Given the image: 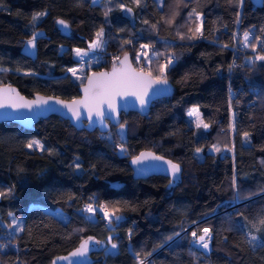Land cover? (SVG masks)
Wrapping results in <instances>:
<instances>
[{
    "label": "trees",
    "instance_id": "obj_1",
    "mask_svg": "<svg viewBox=\"0 0 264 264\" xmlns=\"http://www.w3.org/2000/svg\"><path fill=\"white\" fill-rule=\"evenodd\" d=\"M41 12L47 15L33 24ZM197 13L203 35L188 39ZM37 28L42 31L31 54L22 42ZM101 28L104 55L91 69L110 66L116 60L111 53L129 51L136 67L157 76L159 64L173 54L166 73L172 94L152 100L146 113L120 112L123 138L117 124L100 131L54 113L31 128L0 120V264H68L57 257L89 237L104 243L90 244L77 264H137L135 254L149 252V264H264V247L250 245L247 235L264 240V61L255 59L264 47H251L257 37L264 42V0H245L242 8L238 0H0V68L9 69L0 72V84H14L26 95H77L88 70L78 76L68 71L81 65L74 50ZM249 29L254 34L245 49L240 41ZM145 43L150 48L142 50ZM142 51L147 57L137 61ZM191 105L208 129H196ZM32 140L45 151L27 148ZM119 143L126 152L118 151ZM143 148L180 164L174 182L163 174L132 173L128 158ZM196 148L203 151L196 154ZM90 197L96 206L118 205L125 219L109 224L99 211L94 222L85 219L78 208ZM56 208L67 213L65 220ZM9 213L21 219L23 232L9 230ZM195 224L211 229L209 250L190 242ZM109 236L118 245L115 253L105 250Z\"/></svg>",
    "mask_w": 264,
    "mask_h": 264
},
{
    "label": "snow or ice",
    "instance_id": "obj_2",
    "mask_svg": "<svg viewBox=\"0 0 264 264\" xmlns=\"http://www.w3.org/2000/svg\"><path fill=\"white\" fill-rule=\"evenodd\" d=\"M136 4L139 5L140 0H135ZM163 2V0H162ZM245 0H238V6L243 7ZM92 3H97V0H92ZM121 8L124 7L123 4L120 5ZM111 11V8L108 9ZM131 12V9H128ZM47 15V12L37 13L32 17V22L35 24L39 21L40 17ZM105 15H108V12H105ZM199 23L196 25L195 28L189 29L191 35L188 36V39H198L203 35V17L201 14H196ZM239 22V13H237V23ZM57 23L64 28H67L68 25L64 20H58ZM148 23V21H145ZM153 28L156 27L155 24L152 25ZM41 35L40 33L33 32L31 34V38L26 41L29 50H35L36 48V40L38 36ZM104 29L101 28L99 31L95 33L94 40L89 45V50L85 51L80 48H76L75 55L79 60H84L85 57L88 56L89 51H93L95 49L103 47L104 41ZM249 38L250 33L248 31L243 32V44L247 47L249 46ZM180 39H184V35H180ZM125 43H131L130 40L125 41ZM257 44H260L264 47V42L260 40L259 37L256 38V43L252 44L251 47L253 51L256 50ZM142 50H146L150 48V45L145 43L140 45ZM227 47V45H225ZM141 55L147 57V52L142 51L141 53L137 54L135 59L137 61L140 60ZM162 55L161 53H156V56ZM117 60L119 57L116 58ZM256 60L264 61V54H259L255 57ZM149 63L151 61L149 60ZM173 64V54H169L166 57L165 63L159 64L158 66V75L153 76L152 71L145 72L142 68L137 70L136 68L132 67V64L129 62V58L125 55L124 60L121 62L120 67H116L113 65V70L111 73L100 72V73H93L91 76L87 77V86L84 88V96L82 99H73L70 103H65L61 100H55L56 104H59L66 108L75 118L77 122H80L82 116L87 119L89 124L99 123L101 125H105L106 120L115 119L116 115H118L120 110V103L119 99H126L129 96L136 97L139 100L140 106L143 108L148 103L149 92L153 88L154 85H166L168 83L167 80V69L170 65ZM9 69L0 68V72L8 71ZM82 69L77 68H69L68 71L72 73L73 76H77V72ZM32 73H26V75H31ZM80 79V77H77ZM53 98H44L41 96H37L36 99L33 100H26L23 96H20L19 93L11 88V86L0 88V109L2 108H13V109H33L34 107H45L48 106L50 100ZM82 109L86 110V112L82 111ZM54 110V109H53ZM188 116L196 117L195 119V127L196 129H208L209 124L205 123L204 120L201 118L199 108L193 107L189 110ZM95 117V119H93ZM118 129L120 132H123L126 125L124 123H120L117 121ZM234 130V124L232 125ZM243 136L247 140L249 133H243ZM27 148L33 149L36 148L40 151H45V146L39 140H32L26 145ZM115 147V145H114ZM215 147V146H213ZM51 152V149H48ZM119 151L124 153L127 151L125 145L121 143L119 145ZM203 151L201 148H196V154H199ZM215 151L219 152V148H215ZM156 160V161H163V157L156 156L151 152H141L139 155L135 156L132 160L134 165H141L145 160ZM264 163V161H261ZM167 164V171L170 174L172 181L174 182L175 179L178 177V174L181 171L180 165L173 163L172 161H166ZM77 168L80 165L77 163L75 165ZM141 174L145 171L143 168L138 169ZM4 193L0 192V196H3ZM88 203L84 205L82 209L79 211L85 214V219L89 220L90 222L95 221V214L97 211L102 213V218L106 219L109 224L113 223H120L125 218L123 215L118 214L121 213V208L118 205L109 206L107 203L97 204L94 207V203H97L93 200V198H89ZM12 216V213H9ZM261 225H264V219L259 221ZM9 228L15 227L17 231L23 232L24 227L19 225V222L13 218L12 223L8 226ZM242 231H246V228L243 224L239 225ZM201 234L197 236L196 231L191 232V236L194 238L193 243L196 244L199 248L203 250H209L210 242L212 240L211 229L210 228H203L200 230ZM11 235V233H10ZM178 235V234H177ZM247 235L250 237L248 243L253 246L257 247H264V240L258 239L256 235H253L251 232H248ZM131 236V229H129V237ZM113 238L111 236L108 237V244L110 248L106 245L105 250L115 253L118 248L117 243L112 242ZM167 240H172V237H167ZM104 242L94 240V238L89 237L81 241L79 246L69 254V256L64 257H57V260H64L68 261V264H77V261L83 260L89 252V246L92 245H99ZM151 252L147 253V256H151ZM136 258L138 264H145V258H140V254L136 253ZM53 264H56V261H53Z\"/></svg>",
    "mask_w": 264,
    "mask_h": 264
},
{
    "label": "water",
    "instance_id": "obj_3",
    "mask_svg": "<svg viewBox=\"0 0 264 264\" xmlns=\"http://www.w3.org/2000/svg\"><path fill=\"white\" fill-rule=\"evenodd\" d=\"M101 0H97V3H92V0H89L90 5H96L100 2ZM253 4L259 5L261 4L262 0H250ZM61 20V19H58ZM57 20V21H58ZM58 24V23H57ZM68 25V24H67ZM60 29L62 31L68 32L69 31V26L67 28H64L63 26L59 25ZM125 55L128 56L129 62L132 64V67L136 68L137 70H140L141 68H138L134 65L132 59H131V54L129 51H123L122 53L119 54V59L110 64L108 67H103V68H96V69H91L87 71L85 74V77L81 83L78 84V94L70 97V98H62L56 94L53 93H41V92H34L31 95H26L23 92H21L14 84L11 83H1L0 88H5L8 86H11V88L15 89L20 96H23L26 100H33L36 99L37 96H41L44 98H53L50 100V103L48 106L45 107H34L33 109H13V108H2L0 109V120H12L15 121L19 124H21L24 127L31 128L33 126L34 121H36L39 117H44L47 116L51 113L57 114L61 117H64L69 120V122L74 125V126H81L84 125L86 128L90 127H97L98 130L104 131L107 130L109 124L111 123L112 125H116L117 121L120 122V112H127L128 110H136L139 113H146L149 109L150 103L152 100L155 98H158L160 96H167L172 94L173 91V85L171 81L167 78L168 83L166 85H154L153 88L149 92V97H148V103L145 107H141L139 104V100L136 97L129 96L126 99H119V103L121 105L120 110L118 115L114 114L116 116L115 119L112 120H106L105 125H101L99 123H94V124H89L87 119L82 116V119L80 122H77L74 117H72L71 113L64 108L63 106L56 104L54 101L55 100H61L64 101L65 103H70L73 99H82L84 96V88L87 86V77L91 76L93 73H100V72H106V73H111L113 70V65L116 67H120L121 62L124 60ZM145 72H148L147 70H144ZM154 76V75H153ZM54 109V110H53ZM82 111L86 112V110L82 109ZM95 119V117H93ZM141 152H151L155 154L156 156H161L163 157V161H156V160H145L141 165L137 166L132 163V160L134 159L135 156L139 155ZM166 161H172L173 163L179 164L176 161L171 160L169 157L156 152L153 149L150 148H143L138 150L135 154L131 155L128 158V163L132 169V173L137 176V177H144L149 174H163L168 176L170 179V174L166 170L167 169V164L165 163ZM180 165V164H179ZM140 168H143L145 171L143 174L138 170ZM172 180V179H171ZM76 249V248H75ZM74 249V250H75ZM73 250V251H74ZM71 251V252H73ZM69 252L66 255L60 256H69L71 253ZM86 258V257H85ZM83 258V260L85 259ZM82 260H79L77 262H81ZM68 263V261L64 260H57V263Z\"/></svg>",
    "mask_w": 264,
    "mask_h": 264
},
{
    "label": "rangeland",
    "instance_id": "obj_4",
    "mask_svg": "<svg viewBox=\"0 0 264 264\" xmlns=\"http://www.w3.org/2000/svg\"><path fill=\"white\" fill-rule=\"evenodd\" d=\"M158 2H160L161 0H157ZM41 29H39V28H37V29H34V31H32V33L33 32H37V33H41ZM31 33V34H32ZM31 34H29L28 36H26V38L24 39V41L22 42V49L24 50V51H26V52H29V53H31V54H33L34 53V51L33 50H29L28 49V46H27V44H26V41L28 40V39H30L31 38ZM254 34V33H253ZM95 37V36H94ZM94 37L91 39V40H89L88 41V43H87V45L85 46V47H79L80 49H83V50H85V51H88L89 50V45H90V43L94 40ZM103 39V38H102ZM103 41H104V39H103ZM103 46H104V44H103ZM243 48H247L246 46H243ZM102 49H103V47H101V48H98V49H95V50H93V51H89V54H88V56L87 57H85L84 58V60H80L81 62V65L79 66V67H75V68H77L78 70L79 69H82V70H80V71H78L77 72V76L78 75H82L83 73H85V69H87L88 71L89 70H91V66H92V64L94 63V62H96V61H99V59H100V57L102 56V53H103V51H102ZM248 49V48H247ZM102 52V53H101ZM103 55H104V53H103ZM112 56H111V54H110V58H111ZM116 61V60H115ZM1 79V78H0ZM193 107H196L195 105H191L189 108H188V112H189V110L190 109H192ZM190 117V116H189ZM195 119H196V117H190V120L193 122V123H195ZM120 123H124V122H120ZM116 129H117V131H118V135H119V137L120 138H123L124 136H125V129H124V131L123 132H120L119 131V129H118V124L116 125ZM119 145H120V143H119ZM119 145H118V151H119ZM84 205L85 204H83L80 208H78L79 210L80 209H82L83 207H84ZM94 207L96 206L95 204L93 205ZM45 208H47V206L45 207ZM47 209H49V210H51L49 207L47 208ZM53 212H54V214L55 215H57L59 218H61V219H63V220H65L66 218H67V213L66 212H64V211H59L57 208H56V210L54 209V210H52ZM85 214V213H84ZM85 215H88V214H85ZM13 218H15L18 222H19V225H21V219H20V221H19V219L17 218V217H15L14 215H12V216H10L9 215V220H10V224L12 223V220H13ZM9 224V225H10ZM203 228H205L204 226H200V227H198L196 224L195 225H193L192 226V228H190V230H189V240H190V242L192 243V244H194L193 243V237L191 236V232L192 231H196L197 232V236H199L200 234H201V232H200V230L201 229H203ZM9 230L10 231H16V228L15 227H12V228H9ZM195 246H197L196 244H194ZM109 248H110V245L108 246ZM198 247V246H197ZM199 248V247H198ZM201 249V248H200Z\"/></svg>",
    "mask_w": 264,
    "mask_h": 264
},
{
    "label": "built area",
    "instance_id": "obj_5",
    "mask_svg": "<svg viewBox=\"0 0 264 264\" xmlns=\"http://www.w3.org/2000/svg\"><path fill=\"white\" fill-rule=\"evenodd\" d=\"M249 31V33H250V35H252L253 34V31L251 30V29H249L248 30ZM234 34H235V36H237L238 35V32L237 31H235L234 32ZM240 44H242L243 46H245L244 44H243V39L240 41ZM245 49H247V48H245ZM111 58H117L119 55H117V53H111ZM138 68H141V66H139ZM145 258V257H144ZM149 256H147L146 258H145V264H149ZM138 264V263H137Z\"/></svg>",
    "mask_w": 264,
    "mask_h": 264
}]
</instances>
